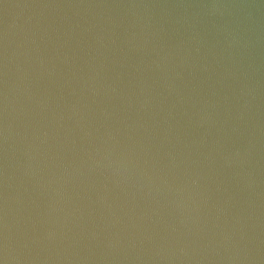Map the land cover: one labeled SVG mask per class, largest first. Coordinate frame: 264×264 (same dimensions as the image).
<instances>
[{"label":"water","instance_id":"water-1","mask_svg":"<svg viewBox=\"0 0 264 264\" xmlns=\"http://www.w3.org/2000/svg\"><path fill=\"white\" fill-rule=\"evenodd\" d=\"M0 264H264V0H0Z\"/></svg>","mask_w":264,"mask_h":264}]
</instances>
